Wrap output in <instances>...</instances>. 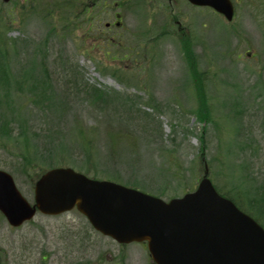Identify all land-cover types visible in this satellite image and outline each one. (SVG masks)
I'll return each mask as SVG.
<instances>
[{"label":"rangeland","instance_id":"obj_1","mask_svg":"<svg viewBox=\"0 0 264 264\" xmlns=\"http://www.w3.org/2000/svg\"><path fill=\"white\" fill-rule=\"evenodd\" d=\"M22 1L0 0V41L8 66L7 78L0 77V170L12 176L30 203L35 180L50 168H71L152 196L163 192L168 200L194 189L205 162L216 187L239 194L244 208L248 200L264 204V0H241L231 24L209 9L188 10L181 0H157L158 10L142 0L139 6L148 5L143 12L126 11L104 34L100 31L113 20L111 14L95 21L96 30L87 18L113 11L115 2L99 0L83 11L86 22L81 14L73 19L79 29L72 37L75 31L67 29L66 38L60 36L64 13L54 11L58 22L51 32L33 7L50 11L39 0ZM79 4L65 0L60 8L73 12ZM144 29L150 34L142 35ZM182 34L194 43L198 70L207 72L208 124L195 115L194 87L178 41ZM153 38L154 56L147 55ZM248 47L258 61L245 54ZM129 50L139 54L138 61L121 60ZM25 71L40 78L41 93L24 89ZM18 121L28 135L19 131ZM80 130L90 143L87 149ZM3 255L2 264H98L101 257V264H152L144 245L119 246L96 234L76 211L37 215L19 229L0 216Z\"/></svg>","mask_w":264,"mask_h":264},{"label":"water","instance_id":"obj_2","mask_svg":"<svg viewBox=\"0 0 264 264\" xmlns=\"http://www.w3.org/2000/svg\"><path fill=\"white\" fill-rule=\"evenodd\" d=\"M188 1L210 7L228 21L232 18L228 0ZM206 176L207 170L195 193L166 204L111 183L87 180L70 169H56L36 183L31 208L12 178L0 172V212L18 227L36 209L56 215L76 206L95 230L119 244L147 241L155 264H264L263 231L218 197Z\"/></svg>","mask_w":264,"mask_h":264},{"label":"trees","instance_id":"obj_3","mask_svg":"<svg viewBox=\"0 0 264 264\" xmlns=\"http://www.w3.org/2000/svg\"><path fill=\"white\" fill-rule=\"evenodd\" d=\"M5 53H6V50L4 48V45L0 41V77L3 80L6 79L7 75H8V70H7L8 66H7V63L5 62V61H7V57L5 56ZM24 76L25 77H24V79H22V83L29 84L30 80H32V82L30 84L38 87L35 79L31 75H29V73H27V71H25ZM192 81H193V86H194V93H195V97H196V102H197V109H196L195 115H196V117L200 123L208 124L210 121V118L208 117V114H207V113H209V107H208V98L204 93L205 83L203 81V77H199L196 75V73H194V74H192ZM15 82L18 86L23 87L22 85L18 84V82H20V81L16 80ZM28 90H32V91H30L32 93L36 89H35V87H29ZM33 93H35V92H33ZM39 93H41V92H39ZM42 93H44V92H42ZM2 124L3 123H1L0 125H2ZM18 126L20 129L19 131L22 134L28 135V133L26 131H24L25 125L20 124L18 121ZM7 131H8L9 135H12V130H11L10 126H7ZM78 133L80 136L79 139L81 140V143L83 144L84 149H87L90 145L89 141H85V138L82 137L81 130ZM19 143L22 146L26 145L25 139L20 140ZM200 143L202 145V149L200 150V152L202 153L203 149H204V139L203 138H201ZM5 146L11 147V145H9V144H7ZM27 164H29V162H27Z\"/></svg>","mask_w":264,"mask_h":264}]
</instances>
